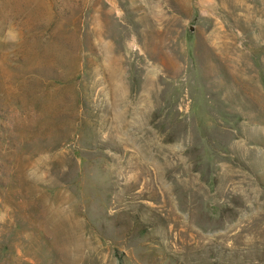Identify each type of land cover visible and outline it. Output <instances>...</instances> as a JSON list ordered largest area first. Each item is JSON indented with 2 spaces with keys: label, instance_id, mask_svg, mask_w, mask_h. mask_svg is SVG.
Returning <instances> with one entry per match:
<instances>
[{
  "label": "rangeland",
  "instance_id": "1",
  "mask_svg": "<svg viewBox=\"0 0 264 264\" xmlns=\"http://www.w3.org/2000/svg\"><path fill=\"white\" fill-rule=\"evenodd\" d=\"M0 264H264V0H0Z\"/></svg>",
  "mask_w": 264,
  "mask_h": 264
}]
</instances>
